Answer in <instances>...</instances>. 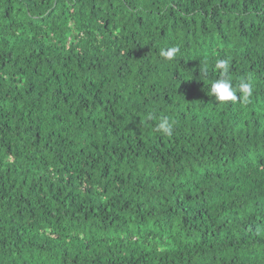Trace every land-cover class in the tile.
<instances>
[{
  "label": "trees",
  "instance_id": "trees-1",
  "mask_svg": "<svg viewBox=\"0 0 264 264\" xmlns=\"http://www.w3.org/2000/svg\"><path fill=\"white\" fill-rule=\"evenodd\" d=\"M0 264H264V0H0Z\"/></svg>",
  "mask_w": 264,
  "mask_h": 264
},
{
  "label": "clouds",
  "instance_id": "clouds-1",
  "mask_svg": "<svg viewBox=\"0 0 264 264\" xmlns=\"http://www.w3.org/2000/svg\"><path fill=\"white\" fill-rule=\"evenodd\" d=\"M178 52L177 48L168 49L165 52H162L167 59H172L175 53ZM217 69H222V75L228 72V62L226 60H219L216 63ZM212 92L215 94L216 99L220 102L233 101L236 102L238 97L236 91L233 89L230 79H220L212 85ZM240 92L243 94L240 98L244 103L248 101V97L252 93V88L250 84L242 82L239 86ZM157 131L163 132L170 135L172 131L171 125L168 123V118L165 117L157 126Z\"/></svg>",
  "mask_w": 264,
  "mask_h": 264
}]
</instances>
